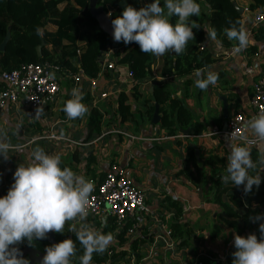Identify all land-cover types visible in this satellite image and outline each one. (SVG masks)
<instances>
[{"label": "crops", "instance_id": "0c3cea01", "mask_svg": "<svg viewBox=\"0 0 264 264\" xmlns=\"http://www.w3.org/2000/svg\"><path fill=\"white\" fill-rule=\"evenodd\" d=\"M235 2L245 10L243 28L250 35L252 43L245 50L231 56L228 54L230 48L222 47L215 40L206 41L207 49L215 62L201 70L205 78L209 71L217 73L219 77L216 85H210L206 91L195 87L194 74L187 78L160 77L162 69L160 57H157L155 65L158 68H155L154 76L138 90L140 102L134 100V81L130 77V67L116 66V70L100 76V87L96 92L87 82L82 88V85L73 84L71 78L64 79L61 94L39 118L35 116L36 111L23 104L0 111V137H6L13 146H22L20 151L9 152L8 161L0 157V198L5 196L7 184L14 183L13 175L17 167L29 164V154L36 147L43 148L50 155L59 156L61 168L69 167L77 175L95 182L105 179L112 163L128 166L134 184L145 194V204L150 211H140L122 225L108 212L86 217V220L80 222L112 235L113 240L107 251L111 258L117 255L114 264L126 257H131L132 264H217L223 259L227 261L228 254L234 249L235 233L221 221L220 207L209 203L211 184L207 185V192H204L202 188L192 184L184 171L188 166L196 171L195 164L191 161L192 155L196 157L200 168L205 166L211 156H217L224 160L226 169L229 147L225 135L209 134L224 133L228 118L236 112L245 114L248 120L254 117L251 106L253 85L264 73V23L253 27L254 12L249 10L250 0ZM50 31L54 32L55 28L51 27ZM245 65L255 69L254 76L244 73ZM2 71L0 67V73ZM158 84L165 85L173 97L187 106L194 116L193 125L201 124L205 127L202 134L193 135L189 130L190 134L185 135L181 130L176 135L169 136L159 128V124L154 125L152 120L149 122L148 116L140 115V112L144 113L155 105L152 97L154 87ZM3 87L0 79V91ZM73 88L81 89L84 95L82 103L89 110L82 119L70 120L63 111L65 102L73 98ZM101 92L108 93L109 98L101 99ZM122 92L129 96L134 114L133 120L125 123H121L118 115V99ZM224 99L229 104L227 118L224 114ZM94 110L104 115V121L110 127L104 126L100 134L89 136L88 125ZM116 129L137 139L116 133L102 137L104 131ZM61 132L67 140L55 141L49 138L51 134L60 137ZM180 134L185 137H179ZM247 135L253 138L250 130ZM160 137L164 140H155ZM250 153L252 160L256 162V147ZM203 169L207 178L210 177L211 169L206 166ZM250 174L261 175V184L258 189L253 186L248 195L244 194L241 186L242 190L238 193L245 203L242 211L247 213L251 209L264 214V168L258 166ZM175 203L183 211L178 221L190 233L189 244L184 247H179L173 236L169 240L166 235L167 228L172 230L171 224L177 219ZM259 223H264V220ZM259 223H253L249 219L247 231L242 236L256 234L259 237ZM65 227L69 230V225ZM135 227V233L129 235V230ZM124 231L122 240L120 235ZM138 239L140 242L135 250L132 244ZM28 245L25 241L18 246L29 247ZM124 253L128 255L123 257ZM103 264H113V259Z\"/></svg>", "mask_w": 264, "mask_h": 264}, {"label": "trees", "instance_id": "16d2710c", "mask_svg": "<svg viewBox=\"0 0 264 264\" xmlns=\"http://www.w3.org/2000/svg\"><path fill=\"white\" fill-rule=\"evenodd\" d=\"M95 1L96 7L102 9L111 21L122 15L124 7L131 5L137 10L153 3L154 0H0V47L7 34L11 39L7 43L5 51H0V67L3 71H11L23 64H44L51 63L60 68L64 76H74L82 71L91 79L98 78L101 74H108L103 71L100 63L103 56L114 50L113 61L116 66H129L133 73L134 100L140 102L138 90L147 83L157 69L155 63L157 56L142 53L136 43L125 44L115 42L113 38L104 33L98 21L92 16L91 4ZM249 10L252 12L264 10V0H250ZM200 5L201 13L198 17H190L189 20H196L200 29H193L195 39L187 44L186 51L182 55H172L171 52L160 56L161 71L160 77L174 76L176 78H187L195 71L211 66L215 59L207 49V33L204 29H215L217 37L215 39L222 47L232 48L237 46L235 40H228L224 35V29L235 23L237 28L243 27L244 15L239 14L233 0H196ZM163 6V0H161ZM176 17H171L173 24ZM54 27L55 31H50ZM37 28L43 33L37 35ZM38 47H41V56L38 54ZM106 74V75H107ZM155 105L140 115H146L151 122L156 105H159L162 114L159 128L165 130L169 136L176 135L181 130H190L193 135H200L205 131L201 124L193 125L194 116L181 100L173 97L172 92L165 85L154 87L153 97ZM130 98L122 92L118 99V115L121 123L132 121L134 114L132 106L129 104ZM105 124L104 115L98 110L92 111L88 130L89 136L100 134ZM196 171H192L189 166L184 171L186 177L193 185L200 187L204 192L208 184L210 200L221 209V221L234 231L235 234L243 235L248 228L249 217L259 215V211L243 213L244 201L239 193L242 187H235L232 184H222L220 177L227 174L225 162L217 156H211L205 166L211 169L210 177L207 178L204 167L197 165V159L191 156ZM13 184V183H12ZM12 184H7L4 189L5 195ZM177 209V219L171 224L172 236L178 241L179 247L189 244L190 233L187 227L178 221L182 216V209L175 203ZM125 231L120 235L123 240ZM57 243L65 239L76 241L74 234L71 235L65 227L64 233H55ZM26 241V240H25ZM24 241V242H25ZM23 242V243H24ZM140 239L133 242L135 250ZM52 244L48 239L36 240L33 248L46 253L45 249ZM77 255L73 258V264H79V257L83 255V249L76 241ZM232 249L228 254L227 263L232 264ZM128 253H124L123 257ZM133 256V255H132ZM108 255L106 250L103 254H93L91 264H103L115 258ZM28 259V258H26Z\"/></svg>", "mask_w": 264, "mask_h": 264}, {"label": "clouds", "instance_id": "9594fccd", "mask_svg": "<svg viewBox=\"0 0 264 264\" xmlns=\"http://www.w3.org/2000/svg\"><path fill=\"white\" fill-rule=\"evenodd\" d=\"M201 13L196 0H154L153 3L137 10L126 5L122 15L111 21L113 40L117 43H136L142 53L160 57L166 53L182 55L186 51L190 40L195 39L193 29L201 27L196 20ZM112 14L109 13V16ZM171 17H176L173 24ZM207 38L215 40V29L207 30ZM224 35L228 40L238 42L236 52L245 50L252 41L250 35L241 26L233 23L225 28ZM37 35L43 33L37 28ZM195 87L202 91L209 86H215L219 77L212 71L207 72L206 78L202 70L194 72ZM72 99L65 102L63 111L68 119L83 118L88 113L87 106L82 103L84 95L79 88H73ZM42 114V109L36 110V118ZM245 128L250 130L253 139L247 143L254 144L258 159L254 162L246 146H237L235 133L225 134V141L229 147L227 156V174L220 177L222 184L243 186L245 195L252 192L253 186L258 189L261 175H251L258 166L264 168V113L249 119ZM61 139H64L61 132ZM247 139V138H245ZM11 150H22L21 145L13 146L6 137H0V157L4 161L10 159ZM30 162L27 166L20 164L13 175L14 183L7 195L0 198V264H31L18 247L25 240L29 246L36 240L48 239L51 232L64 233L69 225V232L73 233L76 241L83 249L79 257V264H91L93 254H103L110 246L113 237L104 234L87 224L86 220L94 183L77 175L69 167L61 168V158L50 155L41 147H36L29 154ZM253 223L264 220V214L249 217ZM79 224V227H77ZM258 237L249 234L246 237L234 235L232 264H264V223H259ZM76 241L65 239L45 249L41 264H73L77 255Z\"/></svg>", "mask_w": 264, "mask_h": 264}, {"label": "built area", "instance_id": "2783aa9c", "mask_svg": "<svg viewBox=\"0 0 264 264\" xmlns=\"http://www.w3.org/2000/svg\"><path fill=\"white\" fill-rule=\"evenodd\" d=\"M263 23L264 10L254 12L253 27H258ZM235 47L228 50L229 55L233 56L238 53L235 51ZM113 54L114 51L111 50L103 56L100 66L104 72L116 70ZM243 70L248 76L255 75V69L252 66L245 65ZM100 76L91 79L82 71L74 76H64L59 67L49 62L44 64H23L11 71H2L0 73V79L4 87L0 91V111L8 109L10 106L23 104L33 111L41 108L42 113H44L61 94L62 81L64 79L71 78L76 85H82L87 82L90 88L96 92L100 87ZM130 77L133 80V73L131 71ZM100 97L106 100L109 98V94L101 92ZM251 106L254 111V116L264 113V73L254 82ZM247 121L248 119L245 114L236 112L228 118L227 130L224 133L216 132L209 135H225L234 132V139L237 146H246L250 151L256 146L247 143V140L253 139L247 135L248 129L245 128ZM111 133L123 134L126 137L137 139L118 129L104 131L102 137L110 135ZM179 137L185 136L180 134ZM49 138L55 141L67 140L61 139L55 134H51ZM155 140L160 141L164 140V138L160 137ZM92 182L94 183V191L90 197L87 217L98 216L108 212L116 218L119 225H122L128 219L135 217L138 212L148 213L150 211L145 204L144 192L133 182L130 167L112 163L104 180L101 182ZM136 229L137 227L129 230L128 234L133 235ZM166 235L169 240L172 239V231L169 228L166 230ZM29 247L32 248V246ZM217 264L228 263L226 259H223L218 261Z\"/></svg>", "mask_w": 264, "mask_h": 264}, {"label": "water", "instance_id": "95a60500", "mask_svg": "<svg viewBox=\"0 0 264 264\" xmlns=\"http://www.w3.org/2000/svg\"><path fill=\"white\" fill-rule=\"evenodd\" d=\"M237 11L239 14L244 15L245 10L244 8L240 7L239 5L236 6ZM91 13L92 16L98 21L100 29L109 35L111 38H113L112 33H113V28H112V23L110 17L102 10L96 7L95 1L91 4ZM11 35L10 33L7 34V37L5 38L3 44L0 47V51H5L7 43L10 41ZM38 54L41 56V47H38ZM173 56L175 53H171ZM224 114L225 117L227 118L229 115V104L227 103L226 99H224ZM161 121V116H160V111H159V105H156L155 113L152 119V123L154 125H158ZM224 130H227V125L225 126ZM185 135H189L190 131L189 130H183L182 131ZM202 193V192H200ZM48 240L49 242L54 245L57 244V241L55 239V232H51L48 234ZM20 250L23 252V255L25 258H28L31 261V264H41V261L43 259V256L46 253H43L35 248L31 247H21L18 246Z\"/></svg>", "mask_w": 264, "mask_h": 264}, {"label": "rangeland", "instance_id": "374dc122", "mask_svg": "<svg viewBox=\"0 0 264 264\" xmlns=\"http://www.w3.org/2000/svg\"><path fill=\"white\" fill-rule=\"evenodd\" d=\"M143 2L144 3H146L145 2V0H143ZM70 82H72V81H70ZM74 84V83H73ZM83 85L84 84H82V88H83ZM70 86V85H69ZM264 200V199H263ZM130 260H131V257H126L125 259H120L118 262H117V264H132L131 262H130ZM135 263H136V261H135ZM134 264V263H133Z\"/></svg>", "mask_w": 264, "mask_h": 264}]
</instances>
